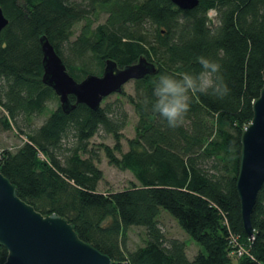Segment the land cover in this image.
I'll return each mask as SVG.
<instances>
[{"label": "trees", "instance_id": "obj_1", "mask_svg": "<svg viewBox=\"0 0 264 264\" xmlns=\"http://www.w3.org/2000/svg\"><path fill=\"white\" fill-rule=\"evenodd\" d=\"M199 3L183 10L171 0H0L9 19L0 38V111L22 141L0 154L2 173L24 201L66 217L113 264H233L231 232L251 253L239 264H264V187L251 240L237 185L241 136L264 85V0ZM43 35L78 81L103 74L107 59L121 68L141 56L157 64V73L134 80L135 94L121 92L139 118L128 151L122 147L129 121L122 99L98 110L78 104L65 113L60 102L50 109L60 98L43 82ZM201 56L222 65L230 93L223 99L192 94L183 122L170 128L152 109L153 83L163 74L198 72ZM102 131L116 141L103 145L110 164L138 180L129 188L98 189L104 172L91 140ZM162 209L205 250L191 260L184 240L167 239ZM134 226L144 227L147 239L130 250L127 231ZM8 253L0 244L1 262Z\"/></svg>", "mask_w": 264, "mask_h": 264}, {"label": "water", "instance_id": "obj_2", "mask_svg": "<svg viewBox=\"0 0 264 264\" xmlns=\"http://www.w3.org/2000/svg\"><path fill=\"white\" fill-rule=\"evenodd\" d=\"M178 8L192 10L200 0H171ZM213 23L214 19L210 18ZM0 5V38L8 26ZM44 53L43 82L60 98V106L70 113L78 104L98 110L110 95L119 94L131 80H140L158 72L157 64L141 56L139 62L121 68L107 59L103 74H88L78 81L69 73L67 64L47 35L41 36ZM264 76V72H263ZM71 96L76 98L72 102ZM254 116L243 130L238 195L241 200L245 232L253 240L256 228L253 212L264 187V85L253 102ZM0 244L9 251L6 262L0 264H113V259L82 239L75 225L57 213L43 214L24 201L16 184L2 173L0 167Z\"/></svg>", "mask_w": 264, "mask_h": 264}, {"label": "rangeland", "instance_id": "obj_3", "mask_svg": "<svg viewBox=\"0 0 264 264\" xmlns=\"http://www.w3.org/2000/svg\"><path fill=\"white\" fill-rule=\"evenodd\" d=\"M216 14L213 10L210 12L211 18L214 19L213 24H216ZM102 21H105V17H101ZM81 25L77 26L76 30L77 33H80L81 31ZM93 69L97 71L99 69V65H93ZM104 70V67H103ZM126 95L135 94V81L131 80L130 83L126 84L123 90ZM122 91V92H123ZM122 99L125 104V109L127 113L129 114V121L127 123V126L123 130V136L122 139V147L124 148V151H128L130 149L128 140L132 139L136 135V128H137V122H138V115L135 112L134 106L132 103H128L127 96L122 95V93L119 94H113L110 95L108 98H106L101 105L105 106L106 103L109 102H115L117 100ZM57 99H54L49 107L50 109L54 110L58 105ZM50 112H47L45 114L43 119L39 120V124L45 121V117L49 115ZM4 114L2 111H0V154H2L5 149L13 150L16 147H18L22 141L20 136L18 135V131L15 129V127H8L7 124L4 122ZM92 148L97 152L99 160L96 162L98 167L103 170L104 176L101 179V183L99 184V191H104L106 193L118 191V190H124V188L131 187L134 182H138V180L135 178L133 173L130 170H121L114 165H111L109 162V158L106 156V152L103 145L108 146H114L116 141L115 138L110 134H106L105 132H99L94 138L91 140ZM120 155V154H118ZM161 221V227L163 232L166 235V238H177L182 239L187 243V253L189 258L192 260L197 254H199L202 250L204 251V247L199 244L197 241H195L192 237L189 236V234L184 231L178 221H176L173 216L167 212L166 210L162 209V214L160 216ZM128 248L130 250H135L139 246L145 245L146 239H147V233L144 227L142 226H134L128 229ZM243 244V242H242ZM243 246L246 248V250L250 253V251L247 249V246L243 244ZM251 254V253H250ZM248 255V254H246ZM245 255V256H246ZM232 262L233 264H239L238 256H232Z\"/></svg>", "mask_w": 264, "mask_h": 264}, {"label": "clouds", "instance_id": "obj_4", "mask_svg": "<svg viewBox=\"0 0 264 264\" xmlns=\"http://www.w3.org/2000/svg\"><path fill=\"white\" fill-rule=\"evenodd\" d=\"M199 71L163 74L153 83L152 109L170 128L181 125L190 110L191 95H213L223 99L230 93L222 76V65L210 58H197Z\"/></svg>", "mask_w": 264, "mask_h": 264}, {"label": "built area", "instance_id": "obj_5", "mask_svg": "<svg viewBox=\"0 0 264 264\" xmlns=\"http://www.w3.org/2000/svg\"><path fill=\"white\" fill-rule=\"evenodd\" d=\"M229 240H230V247H231V255L232 256L243 257L246 254L251 255L246 250V248L243 246L242 241L240 240V235L231 232L230 236H229Z\"/></svg>", "mask_w": 264, "mask_h": 264}]
</instances>
